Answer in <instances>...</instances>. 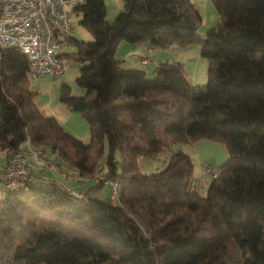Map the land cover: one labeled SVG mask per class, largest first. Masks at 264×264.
I'll return each mask as SVG.
<instances>
[{
    "label": "trees",
    "instance_id": "1",
    "mask_svg": "<svg viewBox=\"0 0 264 264\" xmlns=\"http://www.w3.org/2000/svg\"><path fill=\"white\" fill-rule=\"evenodd\" d=\"M209 1L218 21L201 38L193 0H123L112 21L104 0L70 8L92 39L61 38L75 48L67 55L81 93L63 83L59 101L86 119L87 142L42 112L26 56L0 46V152L27 142L80 176L101 161V174L118 181L114 201L54 180L5 192L0 264H264V0ZM120 41L196 45L207 82L190 83L180 61L127 66L115 57ZM202 139L227 152L204 193L182 149L159 171L138 166L140 156Z\"/></svg>",
    "mask_w": 264,
    "mask_h": 264
},
{
    "label": "rangeland",
    "instance_id": "2",
    "mask_svg": "<svg viewBox=\"0 0 264 264\" xmlns=\"http://www.w3.org/2000/svg\"><path fill=\"white\" fill-rule=\"evenodd\" d=\"M108 1L109 0H106L107 4ZM195 2L198 3V9L200 10L202 16L201 23L199 24V27L197 29L198 36L201 38L204 36L205 31L208 28L216 25L218 21V15L209 0H195ZM107 17L111 18V20H107V21H112L115 15L114 14L111 15L109 13ZM79 19H80V14L74 12L71 14L70 20H71L72 28L74 29L73 30L74 36L78 39L85 41L91 40L92 39L91 33L79 22ZM60 51L62 53L61 55L62 61L65 64H67L66 74L60 77H56V76L50 77V75H44L31 80L30 85L32 89L37 91V95L35 99L36 102H38L39 104L50 102L51 107L54 104L56 105L58 104L59 86L61 79H65L67 80L68 83H70L69 85L72 94L81 93L80 88L75 83V75L78 71L77 64L72 59V57L67 55V53L74 52L75 48L73 46L63 45L62 47H60ZM179 55H181L179 51L175 53V56H179ZM207 66H208L207 59L205 57H201V59H199L196 62L191 61V63L185 67V70L187 69L188 75L195 73L198 78L202 79L200 80L201 82H198L199 84H194V85L206 84ZM63 126L69 133L73 134L75 132L76 134L73 135L75 136L80 135L79 137L82 139L86 138L89 133V125L86 119L82 117L79 113L74 111L70 113V116L68 117L66 124L65 125L63 124ZM202 143H207L211 145H206V147H203ZM174 149H182L183 151L189 154L193 162L194 176L196 177L201 176L204 170V174L202 175V179L200 181L202 186H204L205 184L208 183V181H210L214 172L219 171L218 166H220L227 157L226 149L222 144L208 139L200 141L199 143L198 142L171 143L169 146L165 147L159 153L146 154L145 156L138 157L137 163L140 170L143 173H152L159 171L166 165L168 155ZM212 149H214V151ZM209 152L212 154L209 155ZM46 154L48 156L47 150H46ZM48 159L50 160V163L48 164V166H46V172L44 175L47 176V178L49 177V179L56 180L58 185L61 186L62 188H64L65 186L75 187L82 191H88L89 193L88 195L90 197L106 200L110 197V186L109 185L100 186V184L111 183L112 185L116 184L114 191L113 188L111 190L114 192L112 194L115 197H117L118 181L114 179H110L109 177L101 174L103 162L99 161L96 164L97 165L96 168L98 170L97 172H94L91 175H81V177L85 178L87 181L89 180L87 182V185L85 184L82 185L81 183L76 184L74 182L75 181L74 176L75 174H78V172L76 169H75L76 171L72 170L73 167L71 165L59 159L57 155L53 156V160L51 159L50 156H48ZM202 161H204L207 164V166L210 168L209 169L205 168L202 170ZM212 166L215 167V169H211ZM78 176L80 175L78 174ZM96 181H97V187H90V185L94 184ZM205 189L206 187L204 186L201 189V192H204ZM77 193L82 195V192H77Z\"/></svg>",
    "mask_w": 264,
    "mask_h": 264
},
{
    "label": "built area",
    "instance_id": "3",
    "mask_svg": "<svg viewBox=\"0 0 264 264\" xmlns=\"http://www.w3.org/2000/svg\"><path fill=\"white\" fill-rule=\"evenodd\" d=\"M82 1L0 0V46L16 47L26 56L31 79L44 75L58 76L63 71L58 55L60 40L73 33L70 8ZM151 51L149 48L148 54ZM141 61L147 63L148 55L143 56ZM49 163L45 149L39 146L28 144L24 149L9 150L0 166L2 191L8 192L18 189L23 183H32L36 178L33 165L48 166ZM115 186L111 184L113 191ZM113 191L110 190L112 201L116 199Z\"/></svg>",
    "mask_w": 264,
    "mask_h": 264
},
{
    "label": "crops",
    "instance_id": "4",
    "mask_svg": "<svg viewBox=\"0 0 264 264\" xmlns=\"http://www.w3.org/2000/svg\"><path fill=\"white\" fill-rule=\"evenodd\" d=\"M105 4L107 6V13H106V18L107 20H111V18L107 17V15L110 13L111 15H115L123 8V0H109L108 4ZM193 3L195 4V6L198 8V3L195 2V0H193ZM74 30V29H73ZM73 35H74V31H73ZM70 46L68 44H65L64 42L61 43V47L62 46ZM150 48V46L146 43H142V42H127V41H120L117 44L116 47V51H115V57L117 59H120L123 61V63L127 66L130 67H135V68H139V69H143L147 72H151L155 66H157L159 63L161 62H165V61H180L183 65V68L185 70V67L191 63V61H198L199 59H201V55H200V50L198 46H191V47H186V48H180L177 46H172L169 48H153L152 51L148 54V49ZM180 52L181 55L179 56H175L176 52ZM59 53H61V51L59 50ZM149 57V61L147 63H143L141 61V58L143 56H147ZM62 61V58H61ZM69 62V61H68ZM63 71L61 74H59L56 77H60L66 74V65L63 61ZM77 73L75 75V77L77 76L78 72H79V68L77 65ZM189 70V69H188ZM187 79L190 81V83L192 84H199L198 82H201L200 80H202L201 78H198L197 75L195 73H192L191 75H188L187 73V69L185 70ZM50 77H55V76H51ZM38 78V77H37ZM66 83V84H70L67 82V80L65 79H61L60 85ZM36 101V99H35ZM36 104L39 106V108L42 110V112L45 115H49V116H54L62 125L66 124L68 117L70 116V113L72 112L71 110H69L61 101L58 102V104H54L51 107V103H41L39 104L38 102H36ZM71 132V131H70ZM73 134H76L75 132ZM84 135V133H83ZM80 135H77V137H79ZM80 138V137H79ZM82 139V138H80ZM83 141L87 142L89 140V133L87 135L86 138L82 139ZM206 139H202V140H198L195 141V143H199L200 141H203ZM28 145L27 142L23 143L21 145V149L26 148ZM203 147H206V145H211V144H207V143H202ZM210 147V146H209ZM207 150V149H206ZM214 151V149H212ZM212 153L209 152V155H211ZM56 155L55 153H51L50 157L53 160V156ZM7 156V152L6 151H2L0 152V166L2 165L3 161L5 160ZM215 156V155H214ZM205 162L202 161V170H203V164ZM220 164V163H218ZM213 169H215V167H211ZM72 170L76 171L74 168H72ZM33 171L36 174V179L37 180H54V179H49V177L47 178V176H45V172H46V166L44 165H40V164H36L33 165ZM63 171V170H61ZM77 173V172H76ZM204 174V170L202 175ZM92 178V177H91ZM90 178V179H91ZM75 179V183L76 184H85L87 185V181L85 178L78 176V174H75L74 176ZM93 179V178H92ZM91 179V180H92ZM56 182V180H54ZM209 182V181H208ZM91 184V183H90ZM104 185H110L109 183H106ZM207 184H205L206 187ZM77 186V185H75ZM90 187H93V184L90 185ZM67 190H72L75 192H82V194L85 191L79 190L75 187H70V186H65L64 187ZM79 188V187H78ZM88 192V191H87ZM205 192V190H204ZM202 192V193H204ZM6 193L2 191L1 189V183H0V198H2Z\"/></svg>",
    "mask_w": 264,
    "mask_h": 264
}]
</instances>
